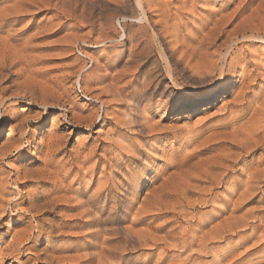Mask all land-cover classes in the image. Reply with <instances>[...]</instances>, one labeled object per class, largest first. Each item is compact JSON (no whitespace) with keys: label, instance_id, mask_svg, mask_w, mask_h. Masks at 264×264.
I'll use <instances>...</instances> for the list:
<instances>
[{"label":"rangeland","instance_id":"1","mask_svg":"<svg viewBox=\"0 0 264 264\" xmlns=\"http://www.w3.org/2000/svg\"><path fill=\"white\" fill-rule=\"evenodd\" d=\"M142 2L0 0V264H264V0Z\"/></svg>","mask_w":264,"mask_h":264},{"label":"bare ground","instance_id":"2","mask_svg":"<svg viewBox=\"0 0 264 264\" xmlns=\"http://www.w3.org/2000/svg\"><path fill=\"white\" fill-rule=\"evenodd\" d=\"M246 4V3H245ZM261 4V3H260ZM137 5H138V7L142 10V13L141 14H143V17L145 18V11H144V7H143V2H142V0H137ZM250 5V4H249ZM259 5V4H258ZM246 5H242V7L240 8V9H242V8H244ZM257 6V5H256ZM258 7V6H257ZM261 7H264L262 4L260 5V7H258L259 8V10L261 9ZM258 8H255L256 10L258 9ZM254 9V10H255ZM217 10V9H216ZM140 11V10H139ZM242 11V10H241ZM261 11V10H260ZM212 12V11H211ZM214 12V11H213ZM263 12H264V9H263ZM238 13H240V12H238ZM238 13H237V15H238ZM215 14V13H214ZM213 14V15H214ZM233 14H235V12L233 13ZM251 14H253V12L251 13ZM140 15V14H139ZM210 15H212V14H210ZM212 15V16H213ZM216 15V14H215ZM211 16V17H212ZM235 16V15H234ZM239 16V15H238ZM252 16V17H251ZM250 17H249V19L250 18H253V20H249L248 21V23L247 22H241V24L242 25H244L245 23H247L248 24V26H241L242 28H243V30L241 31L242 33H241V41H246V40H254V41H262V42H264V32H262V31H260V29L262 28V26H261V28H260V24L261 23H258V24H254V16L253 15H251ZM258 16H260L259 17V19H262V15H258ZM258 16H257V18H258ZM229 17H231V15L230 14H228V15H226V16H220L218 19H219V22L221 21H223V22H226L227 23V21L230 19ZM256 17V16H255ZM212 19V18H211ZM142 20H143V18H142ZM214 20V19H213ZM216 20V22H217V24H218V20L217 19H215ZM246 20V19H245ZM139 21H141V20H139ZM148 21V20H147ZM230 21H232V19L230 20ZM242 21H244V19H242ZM260 21V20H259ZM220 22V23H221ZM261 22H262V20H261ZM215 23V22H214ZM223 24V23H222ZM229 24V23H228ZM240 24V25H241ZM220 25V24H219ZM240 25H239V27H240ZM236 26V25H235ZM213 27V26H212ZM2 29V28H1ZM0 29V30H1ZM216 29L218 30V28L216 27ZM235 29H237L236 27H235ZM264 29V28H263ZM219 30H220V28H219ZM223 30V29H222ZM237 30H239V29H237ZM240 30H241V28H240ZM231 31H235V30H231ZM230 30L229 31H226V33L228 32H231ZM223 32H224V30H223ZM217 33H218V31H217ZM227 33V35L229 36L230 34H228ZM237 32H235V34H236ZM123 34V33H122ZM213 34V33H212ZM217 35V34H216ZM224 35H226V34H224ZM123 36V35H122ZM156 36V35H155ZM213 37H215V36H213ZM217 37V36H216ZM215 37V38H216ZM227 36H225V38H226ZM214 39V38H213ZM237 40L235 41L234 39H230L229 40V42L228 43H226L225 45V51L221 54V57H220V65H219V67H218V71H219V75L221 76V75H224V73H225V67H224V65H226V62H228L227 61V58H228V56L234 51V48H235V44H237L238 43V37L236 38ZM215 40V39H214ZM217 40V39H216ZM227 40V39H226ZM224 41V43L225 42H227V41ZM210 41V40H209ZM214 42V41H213ZM213 42H209V45L210 44H213ZM215 43V42H214ZM253 43V42H252ZM215 45V44H214ZM222 45V43L220 44V46ZM223 47V46H222ZM160 49V48H159ZM217 51V50H216ZM192 52H194V51H192ZM205 53H206V51H205ZM236 53V52H235ZM251 53V52H250ZM202 54H204V53H202ZM254 54V53H253ZM162 57V56H161ZM162 59V58H161ZM164 59L166 60V56L164 55ZM164 60V61H165ZM1 62V61H0ZM166 63H167V66H168V69H167V72H168V74H169V76H170V78L173 80V78H174V76H173V69H172V66H171V63H169L167 60H166ZM2 64V63H1ZM6 64V63H5ZM4 66V65H3ZM3 68V67H2ZM1 70V69H0ZM228 80V78H226V80L224 81L225 82V85L223 86V88H224V94H227L228 93V91H229V84H228V82H226ZM177 82V81H176ZM213 98H215V99H217V96H216V94H215V90L214 89H210L207 93H205V94H202V95H195V98L193 99V100H191L190 102H184V105L186 106V107H189V106H191V107H194V108H197V107H199V106H202V105H205V104H207V103H211V102H213L211 99H213ZM259 105H260V107L258 106V108L259 109H261V106L263 107L262 108V112L264 111V100L263 101H260L259 102ZM257 109V108H256ZM259 109H257L255 112L256 113H258V111H259ZM261 115L262 114H264V112L263 113H260ZM260 114H257V116L258 115H260ZM261 122H262V117H255V118H253V120L249 123V126H248V131L246 132V133H241V136H240V138H243V140L241 141V142H243L241 145H242V147H243V149L244 150H248V149H250V148H252L254 145H256L254 142H251V137L253 136V134H261V135H264V127H263V125L261 124ZM262 137H264V136H262ZM26 177V176H25ZM29 179V178H28ZM14 186V185H13ZM110 186H111V184H110ZM16 189H17V192L19 193V195H21V191L22 190H20L18 187H16V185L14 186ZM4 188V187H3ZM109 188V187H108ZM111 190V189H110ZM25 195V194H24ZM102 195L103 194H98L97 196H94V197H87V199L85 200V201H83V202H81L80 201V203L79 202H77L76 204H78V206L79 207H81V209L79 208V211L77 212V213H75L74 215H71V219H73V218H75V220L73 219L72 221H74L73 223H75V226L76 227H91V226H96V225H100L101 223H102V221H103V219L101 218V216L100 215H96V217L95 216H91V218H87V216L88 215H90L91 214V212H92V209L95 207V205H96V203L97 202H99V201H101L102 199H101V197H102ZM1 196V195H0ZM114 198V197H113ZM3 199V198H2ZM17 199H19V200H15L16 202H15V204H16V207H15V209L18 211H21V212H25V211H29V209H27V208H24V207H17V205L19 204V203H21L22 202V200L20 201V199H21V196H19ZM101 199V200H100ZM34 200V199H33ZM9 201L10 200H7V201H5L7 204L9 203ZM3 202V201H2ZM6 204V205H7ZM75 204V205H76ZM74 205V206H75ZM1 206V205H0ZM43 207V206H42ZM1 208H2V206H1ZM72 209V208H71ZM4 211H5V207H4V209H3ZM81 210V211H80ZM1 211V210H0ZM18 213V212H17ZM2 214H4V213H2ZM2 214H0V215H2ZM14 214H16V212H14ZM6 215V214H5ZM20 215V214H19ZM85 215H87L86 216V218H84V219H82V217H84ZM24 216V215H23ZM1 217V216H0ZM22 217V216H21ZM90 217V216H89ZM23 218V217H22ZM76 218H78V219H76ZM104 222V221H103ZM70 224V223H69ZM74 226V225H73ZM69 227H70V225H69ZM72 227V226H71ZM34 228V227H33ZM75 228V227H74ZM254 228V227H253ZM255 229V228H254ZM27 230H30V228H28ZM253 230V229H252ZM32 231V230H31ZM30 231V232H31ZM40 231V230H39ZM22 232V231H21ZM29 232V233H30ZM99 232H100V230L99 229H97V230H92L90 233H89V236L91 237V238H94V239H97L98 237H99V235L101 234H99ZM19 234V233H18ZM17 234V235H18ZM126 234V233H125ZM27 235V234H26ZM127 235H128V232H127ZM19 236V235H18ZM128 237H130L129 235H128ZM26 239V237H25V234L23 233V235H20L17 239H16V241H15V243H13V241H12V243L13 244H10V245H8V248L10 249V251L8 252V254H11L12 255V253L13 252H15V251H18V250H20L21 248L19 247V245H21L23 242H24V240ZM128 239V238H127ZM130 239V238H129ZM32 240V239H31ZM114 239H113V237H112V239H109L108 241H113ZM99 241V240H98ZM99 243H101V242H99ZM104 243V242H103ZM256 243V242H255ZM257 244V243H256ZM90 246H91V243L89 244ZM93 245V244H92ZM34 246V245H33ZM32 247V244L31 243H29L24 249L25 250H29L30 248ZM104 249H105V247H103ZM5 249V248H4ZM32 249V248H31ZM4 251V250H3ZM3 255V254H2ZM18 256V255H17ZM11 259V258H10ZM16 259V258H15ZM93 259V255L92 254H88V256H87V260L88 261H91Z\"/></svg>","mask_w":264,"mask_h":264}]
</instances>
